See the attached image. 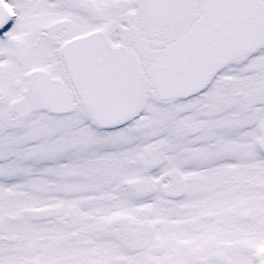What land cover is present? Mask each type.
<instances>
[{
  "label": "snow or ice",
  "instance_id": "obj_1",
  "mask_svg": "<svg viewBox=\"0 0 264 264\" xmlns=\"http://www.w3.org/2000/svg\"><path fill=\"white\" fill-rule=\"evenodd\" d=\"M0 264H264V0H0Z\"/></svg>",
  "mask_w": 264,
  "mask_h": 264
}]
</instances>
